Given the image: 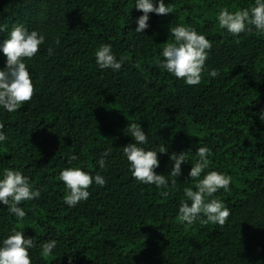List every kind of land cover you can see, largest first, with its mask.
<instances>
[{
  "label": "trees",
  "instance_id": "obj_1",
  "mask_svg": "<svg viewBox=\"0 0 264 264\" xmlns=\"http://www.w3.org/2000/svg\"><path fill=\"white\" fill-rule=\"evenodd\" d=\"M169 2L173 13H149L150 27L136 33L143 12L135 0H0V42L17 24L46 37L25 60L33 98L13 113L0 109L8 137L0 144V173L21 170L41 190L38 199L22 203L23 220L0 204V238L15 227L38 245L58 242L47 257L39 246L31 250L33 264H264V124L255 115L264 108V36L234 37L216 19L222 7L234 12L254 0ZM178 24L195 27L212 43L198 85L157 67ZM102 43L127 56L119 72L95 64ZM5 64L0 52V68ZM212 69L219 76L207 75ZM131 122L142 126L150 147L168 148L158 153V174L171 171L173 152L194 161L200 142L212 149V169L232 176L231 190L216 194L230 210L222 227L179 220L184 188L195 190L190 159L166 198L132 177L122 153L134 142ZM105 149H111L106 170L96 164ZM73 154L79 159L69 163ZM67 167L99 172L108 182L90 186L89 199L72 208L59 179Z\"/></svg>",
  "mask_w": 264,
  "mask_h": 264
},
{
  "label": "clouds",
  "instance_id": "obj_2",
  "mask_svg": "<svg viewBox=\"0 0 264 264\" xmlns=\"http://www.w3.org/2000/svg\"><path fill=\"white\" fill-rule=\"evenodd\" d=\"M134 6L143 12V15L136 19V33H144V30L150 27L149 13L167 15L174 12L172 2L166 4L165 0H135ZM216 19L219 28L234 37L250 32H254L258 37L264 36V0H254L251 5L234 12L222 7ZM0 31L3 29L0 28ZM170 37L172 40L168 39L160 52L162 59L158 60L157 67L166 70L176 79H182L189 86L200 84L212 49L211 41L195 27L183 24L171 27ZM45 43L44 35L35 29L30 31L23 24L14 25L7 38L0 42V52L6 57L5 66L0 68V109L13 113L33 98V80L25 60L35 57ZM59 43L57 38L55 44ZM53 52L54 49L49 46L47 54L51 56ZM94 56L99 69H111L112 72H119L128 59L122 54L118 57L111 43L100 44ZM207 75L215 78L219 76V71L212 69ZM255 115H258L264 124V108L259 109ZM3 129L4 125L0 124V144L8 139ZM127 129L134 142L124 146L122 153L128 162L132 177L141 184L155 185L160 195L166 198L169 195V186L175 187L177 177L183 174L182 164L190 159L187 152L171 153L170 159L174 162L171 171L167 175L158 174L155 171L161 163L158 153H167L168 148L165 145L150 147L148 134L140 124L131 122ZM110 155L111 149H105L96 161L99 168L106 170L107 158ZM195 155L197 159H190L193 166L188 173L194 182L195 190L193 187L184 188V199L178 209L179 220L188 226L200 222L222 227L230 216V210L216 194L220 190L225 193L231 190L232 176L212 169V149L201 142ZM77 159L79 157L73 154L69 163ZM59 179L66 188L64 203L72 208L89 199L90 186L95 184L104 187L108 182L99 172L93 175L80 167L64 168L59 173ZM40 196L41 190L35 187L21 170L5 168L0 173V204L6 205L9 213L18 220H23L26 216L22 203L38 199ZM36 241L37 238L26 237L24 231L13 227L10 234L0 238V264H33L31 250L39 246L41 255L47 257L57 248L56 239L39 245Z\"/></svg>",
  "mask_w": 264,
  "mask_h": 264
}]
</instances>
